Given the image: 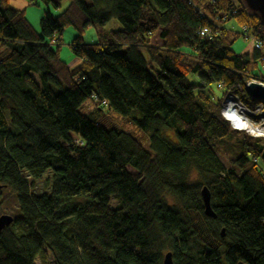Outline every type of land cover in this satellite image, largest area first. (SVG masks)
<instances>
[{
	"label": "trees",
	"instance_id": "1",
	"mask_svg": "<svg viewBox=\"0 0 264 264\" xmlns=\"http://www.w3.org/2000/svg\"><path fill=\"white\" fill-rule=\"evenodd\" d=\"M111 18L120 29L82 40ZM230 20L264 36L241 0H70L46 7L41 32L0 0V205L8 192L16 206L0 264H162L166 251L172 264H264V138L220 112L228 92L260 101L243 86L263 79L261 56L234 51ZM100 115L132 122L147 145Z\"/></svg>",
	"mask_w": 264,
	"mask_h": 264
},
{
	"label": "rangeland",
	"instance_id": "2",
	"mask_svg": "<svg viewBox=\"0 0 264 264\" xmlns=\"http://www.w3.org/2000/svg\"><path fill=\"white\" fill-rule=\"evenodd\" d=\"M60 5L57 7V9L53 8L52 5L50 4H44L40 0H36L35 4H30L28 0H9L10 5L14 8H19V9H24V13L26 14V17L29 21V23L32 24L33 28L35 31L40 32V23L39 19L44 15V10L46 7L49 8L50 12L53 14H57L59 11H61L63 8H65L70 0H60ZM232 25L235 28H239L238 25L233 20H230L228 25ZM121 25L118 20L111 18V20L104 24V25H89L85 30H83L82 33V40L84 42H95L101 38V34L107 35L108 31L120 29ZM77 34L73 27L68 26L62 31L61 35V41H60V48H59V54L61 57L66 61L67 65L70 66H75L80 62V59L76 57L74 54L71 53L70 47H69V42L72 40V38ZM149 40L151 41V44H159L161 42V39L158 37V33H154V35L149 37ZM231 47H233L234 51L237 53H247L251 59L253 58V52H254V46H253V39L247 38L242 36L241 34L238 35L237 38L231 43ZM252 70L254 73L257 75L261 76L264 78V68L261 67V62L260 60H257L256 66H252ZM36 77V74H35ZM37 80H39L38 77H36ZM188 78L190 81H195V75H188ZM215 94H219V90L214 89ZM80 111L87 112L90 110L91 107V102L89 100H86L82 103L80 106ZM98 121L104 124V126H116V127H121L123 130L128 131L130 134H132L135 137H140L141 139V145L146 146L147 142L146 140H143V132L135 126L132 122L130 121H122L120 117L114 116L111 119L106 118L105 115H100L98 117ZM167 135H172V131H166ZM170 140V138H169ZM173 141V140H172ZM225 161V160H224ZM35 184V191L36 192H41L43 190V180H36L34 182ZM5 200L3 203L0 205V214L1 213H7L9 215H12L15 213V203L14 200L10 201L11 196L8 195V192L5 193ZM113 204H115L114 200H112ZM36 264H39L38 260H36Z\"/></svg>",
	"mask_w": 264,
	"mask_h": 264
},
{
	"label": "built area",
	"instance_id": "3",
	"mask_svg": "<svg viewBox=\"0 0 264 264\" xmlns=\"http://www.w3.org/2000/svg\"><path fill=\"white\" fill-rule=\"evenodd\" d=\"M226 26H228V28L232 29L238 35L241 34L244 37L253 39V46L256 50L260 52L261 67L264 68V36L260 37L253 35L251 32L248 31L246 25H238L239 28H235L234 26L230 24L228 25L227 23ZM209 33V27H202L198 30L199 36L209 37ZM250 81H256L264 86V78L262 79L252 77V79L247 81L245 84ZM221 101V115L227 122H229L230 127L232 129L234 128L236 130L245 131L253 137L257 136L264 138V101L262 99H260V101H256L253 105H247L241 100H239L237 95L228 92ZM229 101H233V112H235V114L237 113V121H232V119L228 116V113L230 112L229 108H231L228 103Z\"/></svg>",
	"mask_w": 264,
	"mask_h": 264
},
{
	"label": "water",
	"instance_id": "4",
	"mask_svg": "<svg viewBox=\"0 0 264 264\" xmlns=\"http://www.w3.org/2000/svg\"><path fill=\"white\" fill-rule=\"evenodd\" d=\"M247 11L253 14L260 23L264 24V0H241ZM243 89L250 97H258L264 101V86L256 81H250L243 86ZM200 195L203 201L204 214L209 217H214L213 209L210 207L209 190L205 185L200 190ZM13 217L7 213L0 214V231L2 227L10 224ZM223 235V229L221 230ZM162 264H172L170 251L164 252Z\"/></svg>",
	"mask_w": 264,
	"mask_h": 264
},
{
	"label": "bare ground",
	"instance_id": "5",
	"mask_svg": "<svg viewBox=\"0 0 264 264\" xmlns=\"http://www.w3.org/2000/svg\"><path fill=\"white\" fill-rule=\"evenodd\" d=\"M69 3V2H68ZM41 32V31H40ZM54 37V36H53ZM229 103V105H230V107L231 108H229V113H228V116L232 119V121H234V120H236L237 121V113L235 114V112H233V101H229L228 102Z\"/></svg>",
	"mask_w": 264,
	"mask_h": 264
},
{
	"label": "crops",
	"instance_id": "6",
	"mask_svg": "<svg viewBox=\"0 0 264 264\" xmlns=\"http://www.w3.org/2000/svg\"><path fill=\"white\" fill-rule=\"evenodd\" d=\"M98 40H99V37H98ZM98 40H97V41H98Z\"/></svg>",
	"mask_w": 264,
	"mask_h": 264
}]
</instances>
